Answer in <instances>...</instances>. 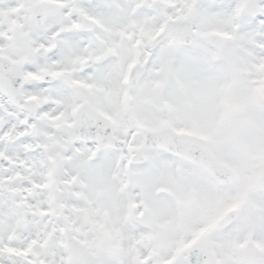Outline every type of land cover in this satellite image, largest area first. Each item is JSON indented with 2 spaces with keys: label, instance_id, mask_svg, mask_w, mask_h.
Masks as SVG:
<instances>
[{
  "label": "snow or ice",
  "instance_id": "6c2138e0",
  "mask_svg": "<svg viewBox=\"0 0 264 264\" xmlns=\"http://www.w3.org/2000/svg\"><path fill=\"white\" fill-rule=\"evenodd\" d=\"M0 264H264V0H0Z\"/></svg>",
  "mask_w": 264,
  "mask_h": 264
}]
</instances>
